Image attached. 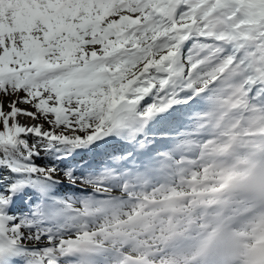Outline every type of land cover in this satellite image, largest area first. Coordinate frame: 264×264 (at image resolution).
Masks as SVG:
<instances>
[{"label":"snow or ice","instance_id":"obj_1","mask_svg":"<svg viewBox=\"0 0 264 264\" xmlns=\"http://www.w3.org/2000/svg\"><path fill=\"white\" fill-rule=\"evenodd\" d=\"M0 264H264V0H0Z\"/></svg>","mask_w":264,"mask_h":264},{"label":"bare ground","instance_id":"obj_2","mask_svg":"<svg viewBox=\"0 0 264 264\" xmlns=\"http://www.w3.org/2000/svg\"><path fill=\"white\" fill-rule=\"evenodd\" d=\"M22 122L23 123H27L26 121H25V119L24 120H22ZM41 163H43V164H45V163H53L54 161H52V160H39ZM41 163H39V164H41Z\"/></svg>","mask_w":264,"mask_h":264},{"label":"rangeland","instance_id":"obj_3","mask_svg":"<svg viewBox=\"0 0 264 264\" xmlns=\"http://www.w3.org/2000/svg\"><path fill=\"white\" fill-rule=\"evenodd\" d=\"M21 107H24V105H21ZM25 121H26L28 124L35 123V121H32V120H30V119H25ZM45 127H47V125H45Z\"/></svg>","mask_w":264,"mask_h":264}]
</instances>
